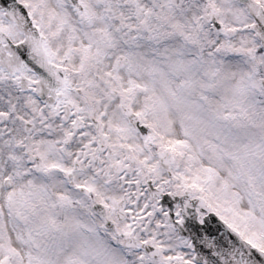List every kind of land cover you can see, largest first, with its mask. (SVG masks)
<instances>
[{
  "label": "snow or ice",
  "instance_id": "6c2138e0",
  "mask_svg": "<svg viewBox=\"0 0 264 264\" xmlns=\"http://www.w3.org/2000/svg\"><path fill=\"white\" fill-rule=\"evenodd\" d=\"M0 264H264V0H0Z\"/></svg>",
  "mask_w": 264,
  "mask_h": 264
},
{
  "label": "water",
  "instance_id": "95a60500",
  "mask_svg": "<svg viewBox=\"0 0 264 264\" xmlns=\"http://www.w3.org/2000/svg\"><path fill=\"white\" fill-rule=\"evenodd\" d=\"M215 227V222H213V228Z\"/></svg>",
  "mask_w": 264,
  "mask_h": 264
}]
</instances>
